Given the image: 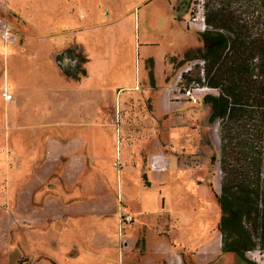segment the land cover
Returning a JSON list of instances; mask_svg holds the SVG:
<instances>
[{
  "label": "rangeland",
  "instance_id": "1",
  "mask_svg": "<svg viewBox=\"0 0 264 264\" xmlns=\"http://www.w3.org/2000/svg\"><path fill=\"white\" fill-rule=\"evenodd\" d=\"M201 4L0 0L14 33L0 38V264L235 263L217 229L219 123L203 102L217 91L182 95L202 86L204 61L180 63L202 47ZM71 48L87 77L59 64Z\"/></svg>",
  "mask_w": 264,
  "mask_h": 264
},
{
  "label": "trees",
  "instance_id": "2",
  "mask_svg": "<svg viewBox=\"0 0 264 264\" xmlns=\"http://www.w3.org/2000/svg\"><path fill=\"white\" fill-rule=\"evenodd\" d=\"M202 8V47L187 50L180 63L202 59L197 81L217 91L203 102L209 123H219V152L211 163L220 172L221 252L234 264H257L247 254L264 255V0H203ZM67 52L73 50L57 56L60 65ZM78 58L76 72L84 73L85 57L79 52Z\"/></svg>",
  "mask_w": 264,
  "mask_h": 264
},
{
  "label": "built area",
  "instance_id": "3",
  "mask_svg": "<svg viewBox=\"0 0 264 264\" xmlns=\"http://www.w3.org/2000/svg\"><path fill=\"white\" fill-rule=\"evenodd\" d=\"M201 2H203V0H201ZM191 24L194 25L200 32L206 30L207 25L204 19L202 4L201 9L191 17ZM0 38L3 42H9V40L14 38V33L12 32L11 27L4 19H0ZM210 89L211 88L207 86H200L197 84L194 87L185 89L182 95L185 98H188L191 102L196 103L199 99V96L202 95V93H205L204 91H208ZM4 97L6 100L12 99V95L8 93H5ZM124 219L128 222L132 221V217H125Z\"/></svg>",
  "mask_w": 264,
  "mask_h": 264
},
{
  "label": "crops",
  "instance_id": "4",
  "mask_svg": "<svg viewBox=\"0 0 264 264\" xmlns=\"http://www.w3.org/2000/svg\"><path fill=\"white\" fill-rule=\"evenodd\" d=\"M115 21H113L111 24H113V25H117V24H121L122 23V20H116V18L114 19ZM4 45H2V47H3ZM4 48V47H3ZM71 50H72V48H71ZM80 51H78V50H76V49H73V53L72 54H69V55H67L66 54V56H64V58H63V60H62V66L63 67H66V68H68V69H71V70H77L76 68H77V64L79 63V58H78V53H79ZM81 53V52H80ZM82 54V53H81ZM117 59V58H116ZM76 61L78 62V63H76ZM85 62H86V57H85ZM82 68V67H81ZM82 69H84V68H82ZM64 71V70H63ZM79 72V71H78ZM65 73V72H64ZM79 73H81V72H79ZM76 74V73H75ZM82 74V77L84 78V77H87L88 76V69H87V73H86V70L84 69V73H81ZM75 78V80H79L78 78V76H75L74 77ZM11 84L14 86L15 85V83L14 82H11ZM84 87H86V86H84V84L83 85H80V87L78 88V91L79 92H82L85 88ZM116 88H119V87H117V85H114V87H113V89H112V91H114V89H116ZM136 88H137V86H136ZM19 90V95L22 97V98H26V96H28V94H26V92L24 91V90H22V89H20V88H18ZM87 95H90L91 97H92V95L91 94H87ZM86 95H79V96H77V98L78 97H85ZM13 99V98H12ZM12 99H10V100H7V101H11ZM179 260H178V263L176 262V263H174V264H179Z\"/></svg>",
  "mask_w": 264,
  "mask_h": 264
},
{
  "label": "flooded vegetation",
  "instance_id": "5",
  "mask_svg": "<svg viewBox=\"0 0 264 264\" xmlns=\"http://www.w3.org/2000/svg\"><path fill=\"white\" fill-rule=\"evenodd\" d=\"M76 63H78V62L76 61Z\"/></svg>",
  "mask_w": 264,
  "mask_h": 264
}]
</instances>
